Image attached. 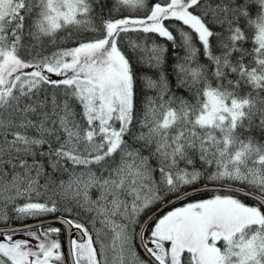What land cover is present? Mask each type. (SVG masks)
<instances>
[{
	"label": "snow or ice",
	"instance_id": "snow-or-ice-1",
	"mask_svg": "<svg viewBox=\"0 0 264 264\" xmlns=\"http://www.w3.org/2000/svg\"><path fill=\"white\" fill-rule=\"evenodd\" d=\"M0 264H264V0H0Z\"/></svg>",
	"mask_w": 264,
	"mask_h": 264
},
{
	"label": "water",
	"instance_id": "water-1",
	"mask_svg": "<svg viewBox=\"0 0 264 264\" xmlns=\"http://www.w3.org/2000/svg\"><path fill=\"white\" fill-rule=\"evenodd\" d=\"M166 209H168L167 207H165V208H163V209H161L160 210V212L162 213L163 211H165ZM29 223H33V221H28ZM45 223L46 224H53V223H57V224H59V222L58 221H56L55 219H52V218H48V219H46L45 220ZM63 232H64V246H65V252L67 251V241L69 240V239H71V238H73V236L75 235V236H79V233H75L74 232V230H72V229H68V226L67 225H64L63 226ZM137 244H138V241H137ZM139 248V250L141 251V253L144 255V257H145V253H144V251H143V249L141 248V247H138Z\"/></svg>",
	"mask_w": 264,
	"mask_h": 264
},
{
	"label": "trees",
	"instance_id": "trees-1",
	"mask_svg": "<svg viewBox=\"0 0 264 264\" xmlns=\"http://www.w3.org/2000/svg\"><path fill=\"white\" fill-rule=\"evenodd\" d=\"M197 198H200V197H197ZM174 206H176V205H174ZM168 209H166L165 211H167ZM165 211H163V212H165ZM163 212L161 213V214H163ZM56 215H59V213H57ZM52 226H59V224H57V223H53V224H51ZM60 240H61V242H62V244L64 245V232H63V229H62V232H61V235H60ZM65 250V249H64ZM137 251H138V253H139V255H140V257L141 258H144V255L141 253V251L139 250V248H137Z\"/></svg>",
	"mask_w": 264,
	"mask_h": 264
},
{
	"label": "rangeland",
	"instance_id": "rangeland-1",
	"mask_svg": "<svg viewBox=\"0 0 264 264\" xmlns=\"http://www.w3.org/2000/svg\"><path fill=\"white\" fill-rule=\"evenodd\" d=\"M176 206H179V205H176ZM168 210H169V209H168ZM15 238H17V239H19V238H23V234H17V236H16Z\"/></svg>",
	"mask_w": 264,
	"mask_h": 264
}]
</instances>
